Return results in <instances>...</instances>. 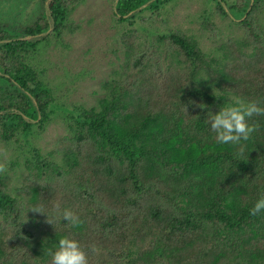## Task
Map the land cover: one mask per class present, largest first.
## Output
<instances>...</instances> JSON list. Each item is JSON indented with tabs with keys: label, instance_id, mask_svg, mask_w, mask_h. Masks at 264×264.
I'll return each mask as SVG.
<instances>
[{
	"label": "trees",
	"instance_id": "obj_1",
	"mask_svg": "<svg viewBox=\"0 0 264 264\" xmlns=\"http://www.w3.org/2000/svg\"><path fill=\"white\" fill-rule=\"evenodd\" d=\"M85 1L38 0L34 17L0 21V264H51L61 236L94 246L89 264H264V214L249 211L264 192V115L242 156L205 123L229 96L264 104V0H208L200 35L159 28L170 0H114L124 58L89 105L58 93L38 59L80 28ZM214 13L242 36L224 40ZM57 117L66 133L43 149Z\"/></svg>",
	"mask_w": 264,
	"mask_h": 264
},
{
	"label": "rangeland",
	"instance_id": "obj_2",
	"mask_svg": "<svg viewBox=\"0 0 264 264\" xmlns=\"http://www.w3.org/2000/svg\"><path fill=\"white\" fill-rule=\"evenodd\" d=\"M208 0H170L165 15L157 21L159 28L180 27L200 35V16L211 11ZM39 13L38 0H0V21H26ZM80 25L74 35H67L63 44L52 41L42 50L39 63L46 67L51 83L58 86L63 94L70 88L69 98L92 104L103 93L102 82L108 80L124 58L123 47L119 42L121 27L114 18V0H86L73 13ZM220 25L224 40L242 36L243 32L230 20L222 19L214 13ZM12 26V25H10ZM206 51H214V45L206 38L199 37ZM45 45H42V48ZM66 133V124L55 118L47 129L36 139L43 149ZM11 147L0 142V163L10 166ZM22 168L10 172V180L18 179Z\"/></svg>",
	"mask_w": 264,
	"mask_h": 264
},
{
	"label": "clouds",
	"instance_id": "obj_3",
	"mask_svg": "<svg viewBox=\"0 0 264 264\" xmlns=\"http://www.w3.org/2000/svg\"><path fill=\"white\" fill-rule=\"evenodd\" d=\"M214 95L219 98L215 90ZM228 101L218 112H209L205 123L215 134L217 144L233 146L237 149L236 155L242 156L245 151L244 142L249 141L254 132L249 119L254 115H264V104L254 100H245L240 96H229ZM31 209L46 213L48 221L53 223L49 212L39 206ZM249 211L252 216L264 214V192L255 200ZM62 219L73 228L81 223L79 217L69 210L63 212ZM89 251L95 252L96 249L94 246L86 249L80 241L70 236L59 237L54 248L47 250L51 256V264H89Z\"/></svg>",
	"mask_w": 264,
	"mask_h": 264
}]
</instances>
